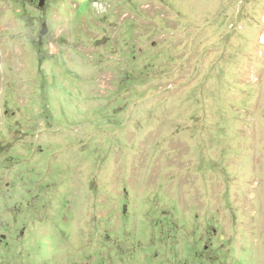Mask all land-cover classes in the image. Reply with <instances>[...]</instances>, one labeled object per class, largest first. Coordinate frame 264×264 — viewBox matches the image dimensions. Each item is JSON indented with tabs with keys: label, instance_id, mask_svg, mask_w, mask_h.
I'll return each mask as SVG.
<instances>
[{
	"label": "rangeland",
	"instance_id": "374dc122",
	"mask_svg": "<svg viewBox=\"0 0 264 264\" xmlns=\"http://www.w3.org/2000/svg\"><path fill=\"white\" fill-rule=\"evenodd\" d=\"M0 264H264V0H0Z\"/></svg>",
	"mask_w": 264,
	"mask_h": 264
},
{
	"label": "trees",
	"instance_id": "16d2710c",
	"mask_svg": "<svg viewBox=\"0 0 264 264\" xmlns=\"http://www.w3.org/2000/svg\"><path fill=\"white\" fill-rule=\"evenodd\" d=\"M192 251V249H190ZM190 252V251H189Z\"/></svg>",
	"mask_w": 264,
	"mask_h": 264
},
{
	"label": "flooded vegetation",
	"instance_id": "af4514ba",
	"mask_svg": "<svg viewBox=\"0 0 264 264\" xmlns=\"http://www.w3.org/2000/svg\"><path fill=\"white\" fill-rule=\"evenodd\" d=\"M3 236V235H2Z\"/></svg>",
	"mask_w": 264,
	"mask_h": 264
}]
</instances>
